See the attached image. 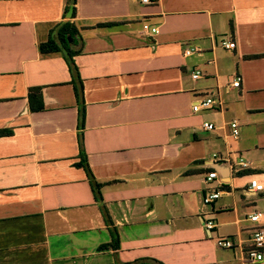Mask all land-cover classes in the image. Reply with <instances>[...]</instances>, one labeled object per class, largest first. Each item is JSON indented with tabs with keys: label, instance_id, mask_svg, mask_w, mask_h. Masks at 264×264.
<instances>
[{
	"label": "crops",
	"instance_id": "1",
	"mask_svg": "<svg viewBox=\"0 0 264 264\" xmlns=\"http://www.w3.org/2000/svg\"><path fill=\"white\" fill-rule=\"evenodd\" d=\"M151 1L0 0V264H264L236 247L264 225V189L248 190L264 185V0ZM64 20L79 29L83 125L62 52L39 51ZM205 96L222 105L193 112Z\"/></svg>",
	"mask_w": 264,
	"mask_h": 264
},
{
	"label": "built area",
	"instance_id": "2",
	"mask_svg": "<svg viewBox=\"0 0 264 264\" xmlns=\"http://www.w3.org/2000/svg\"><path fill=\"white\" fill-rule=\"evenodd\" d=\"M144 4H149L152 1L151 0H140ZM143 32L145 34H155L158 32L157 27H150L147 24L143 25ZM220 46L226 48V49H232L234 48V43L222 39L219 42ZM199 51V48H186L184 49V55H190L194 52ZM201 76V71L199 69H196L192 73V78L196 79ZM241 83V77L236 76L232 82L230 83L231 87H240ZM215 105L221 106L222 105V100L219 96L217 97H212V96H205L203 98L195 99L191 105V110L193 112H197L200 110H206V109H211L214 108ZM228 126L230 128V133L233 138H237L239 135V123L237 120H231L228 122ZM202 127L205 130H210L213 131L216 127L212 122L205 121L202 123ZM214 159L217 160H225L223 159L220 155L217 153L213 154ZM226 161V160H225ZM236 165V170H242L247 167V163L243 161L242 159H239L238 161L235 162ZM216 177V172L211 171L207 175L208 180H212L213 178ZM264 189V185L260 183L257 179H251L249 183L248 190L252 193L254 192H259ZM221 194V190H216L209 192L204 195L203 197V202L205 204H209L216 200ZM261 213L259 212H252L251 214L248 215V220L253 222V223H259L261 219ZM205 229L209 232L212 228H214V223L212 221H207L204 223ZM216 245L221 248H240L241 255L243 254L242 259L249 261L251 263H257L262 260L263 258V249H264V225H257L255 226L252 231H251V236L249 239V247L245 250H243L241 243L238 242L236 247H234V243L230 239H223V238H217L216 239Z\"/></svg>",
	"mask_w": 264,
	"mask_h": 264
},
{
	"label": "trees",
	"instance_id": "3",
	"mask_svg": "<svg viewBox=\"0 0 264 264\" xmlns=\"http://www.w3.org/2000/svg\"><path fill=\"white\" fill-rule=\"evenodd\" d=\"M69 9L70 7L68 8L66 7V11ZM71 11L72 14H74L75 8H72ZM78 43H79L78 27L73 22L64 20L56 23L50 29L48 39L39 44V51L41 53H50V52H58V51L62 52L72 77L71 83L74 88L75 97L79 104L80 122L81 125H83L84 99H83V90H82V80L80 78L78 67L74 60V56L79 54L81 51L80 47L78 46ZM28 103L31 111H39L43 109L41 87L35 86L29 88ZM7 134H11V130L0 129V136ZM80 143H81V137H80ZM81 165L84 167L86 171L94 197L97 201H99L101 199L100 183L96 181L92 172L90 171L88 164L86 163L84 154H82L81 157ZM100 207L103 215L107 219L106 209L104 205H101ZM116 243H117V238H114L111 243L101 245L100 248L113 247V246L115 247Z\"/></svg>",
	"mask_w": 264,
	"mask_h": 264
}]
</instances>
